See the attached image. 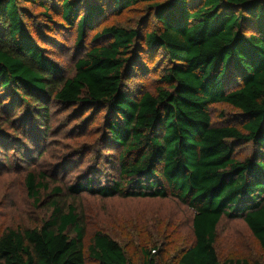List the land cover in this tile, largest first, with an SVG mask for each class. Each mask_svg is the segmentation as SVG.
Returning <instances> with one entry per match:
<instances>
[{
    "label": "trees",
    "instance_id": "16d2710c",
    "mask_svg": "<svg viewBox=\"0 0 264 264\" xmlns=\"http://www.w3.org/2000/svg\"><path fill=\"white\" fill-rule=\"evenodd\" d=\"M21 3L49 14L46 0H0L4 125L15 132L16 123L47 131L50 103L104 110L103 130L117 151L118 178L96 188L87 180L69 191L106 198L169 196L189 207L194 241L173 264H221L214 243L223 218L243 220L264 257V0H51L64 23L75 28L77 50L85 48L99 22L144 4L146 15L136 28L95 30L69 78L28 31ZM148 19L155 24L141 31ZM159 53L168 63L155 93L128 89L127 80L149 73L145 58ZM21 104L24 119L3 117ZM214 104L237 109L241 129L213 126ZM27 140L38 151V141ZM243 144L252 154L236 159L235 147ZM20 149L29 159L32 147ZM40 186L29 174L26 188L36 203ZM50 208L39 227L0 235V264H84L85 228L76 209L59 201ZM88 255L97 264H130L120 245L99 231ZM143 264H156L150 252H144Z\"/></svg>",
    "mask_w": 264,
    "mask_h": 264
},
{
    "label": "rangeland",
    "instance_id": "374dc122",
    "mask_svg": "<svg viewBox=\"0 0 264 264\" xmlns=\"http://www.w3.org/2000/svg\"><path fill=\"white\" fill-rule=\"evenodd\" d=\"M50 4L51 0H46L49 14L43 16L40 6L21 3L27 10L24 21L28 31L38 46L45 49L44 54L62 68L64 78L72 76L73 64L88 48L95 30L109 25L136 28L146 15L142 9L144 4H139L120 15L108 16L88 34L85 48L77 50L75 28L68 27L60 16V8L53 9ZM154 24L153 19H148L146 28L141 31L150 30ZM145 63L149 73L127 80L125 86L154 94L168 60L159 53L153 60L145 58ZM9 102L7 99L4 104ZM21 105L8 110L3 117L7 120L24 119L27 109ZM93 108H66L50 103L48 130L41 133H35L32 127L27 130V126L20 123L15 125L17 132L9 130L7 124L4 125V118H0V235L8 229L39 227L50 215L51 203L59 201L64 207L75 208L83 222L84 264H97L89 257L88 246L98 231L108 234L120 245L130 264H143L144 252H150L156 264H173L194 241V212L189 207L169 196L106 198L89 192L76 194L69 191L70 187L87 180H92L96 188L111 185L118 178L117 151L111 149L103 130L106 112ZM209 112L213 126L241 129L244 123L240 112L227 104L211 105ZM28 137L38 141V151L34 150L35 145L27 144ZM27 145L32 147V150L28 149L29 159L23 158L20 149ZM251 154L249 145L235 147L236 159L242 160ZM29 174H33L36 184L41 185L37 203L30 198L26 188ZM214 248L221 264L235 259L250 264L264 263L258 242L239 218L221 220L216 229Z\"/></svg>",
    "mask_w": 264,
    "mask_h": 264
}]
</instances>
